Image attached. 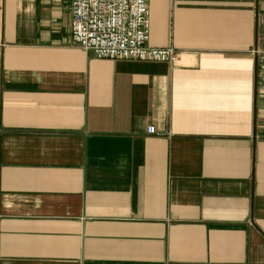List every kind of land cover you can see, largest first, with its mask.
Returning <instances> with one entry per match:
<instances>
[{
    "label": "crops",
    "instance_id": "obj_1",
    "mask_svg": "<svg viewBox=\"0 0 264 264\" xmlns=\"http://www.w3.org/2000/svg\"><path fill=\"white\" fill-rule=\"evenodd\" d=\"M150 24L175 63L96 59L71 0H0V264H264V0Z\"/></svg>",
    "mask_w": 264,
    "mask_h": 264
},
{
    "label": "built area",
    "instance_id": "obj_2",
    "mask_svg": "<svg viewBox=\"0 0 264 264\" xmlns=\"http://www.w3.org/2000/svg\"><path fill=\"white\" fill-rule=\"evenodd\" d=\"M71 13L72 41L96 59L169 63L178 59L172 48L150 46V0H71ZM258 81L264 93V53ZM148 133L170 135L157 133L154 127Z\"/></svg>",
    "mask_w": 264,
    "mask_h": 264
}]
</instances>
